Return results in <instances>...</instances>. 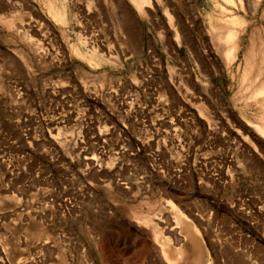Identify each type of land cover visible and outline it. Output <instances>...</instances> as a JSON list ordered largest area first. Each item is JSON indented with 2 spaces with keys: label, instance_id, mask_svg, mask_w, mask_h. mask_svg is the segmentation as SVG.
<instances>
[{
  "label": "rangeland",
  "instance_id": "1",
  "mask_svg": "<svg viewBox=\"0 0 264 264\" xmlns=\"http://www.w3.org/2000/svg\"><path fill=\"white\" fill-rule=\"evenodd\" d=\"M263 40L264 0H0V264H264Z\"/></svg>",
  "mask_w": 264,
  "mask_h": 264
},
{
  "label": "bare ground",
  "instance_id": "2",
  "mask_svg": "<svg viewBox=\"0 0 264 264\" xmlns=\"http://www.w3.org/2000/svg\"><path fill=\"white\" fill-rule=\"evenodd\" d=\"M138 0H134V2H137ZM228 1V0H227ZM230 2V1H229ZM228 3V2H227ZM232 4V3H231ZM228 10V9H227ZM224 11H226V10H224ZM224 22V21H223ZM239 22V21H238ZM235 23V22H234ZM230 24V23H229ZM237 26V25H236ZM225 33V32H224ZM220 34V33H219ZM233 34V33H232ZM221 35V34H220ZM226 36V35H225ZM235 35L233 34V37H234ZM230 37V36H229ZM232 37V36H231ZM220 38V37H219ZM218 38V39H219ZM225 38V37H224ZM221 39V38H220ZM227 39H229V38H227ZM226 38H225V40H227ZM232 39V38H231ZM224 39H223V41H225ZM230 40V39H229ZM229 40H228V43H229ZM233 40H234V38H233ZM264 41V40H263ZM231 42V41H230ZM233 42V41H232ZM258 42V41H257ZM225 43H227V42H225ZM228 43L226 44V45H228ZM231 44V43H230ZM253 44H255V43H253ZM261 44H263V42L261 43ZM258 45V44H257ZM256 45V46H257ZM255 46V45H254ZM255 46V47H256ZM263 46V45H262ZM231 47V46H230ZM232 48V47H231ZM257 48V47H256ZM261 48V47H260ZM264 48V47H263ZM230 49V48H229ZM255 49V48H254ZM235 50V49H234ZM255 51V50H254ZM231 55V54H230ZM254 70V69H253ZM264 70V69H263ZM248 72V71H247ZM264 75V74H263ZM246 77V76H245ZM256 78V77H255ZM245 80V79H244ZM254 81V80H253ZM260 86V85H259ZM261 93V92H260ZM87 154V153H86ZM86 156V155H85ZM86 159V158H85ZM192 226V225H191ZM190 226V227H191ZM182 229H184V228H182ZM170 231V230H169ZM193 231V230H192ZM179 241V240H178ZM178 243H180V242H178ZM187 252V250H185L183 253H181L182 254V256L183 255H185V254H187L186 253ZM178 254V253H177ZM180 255V254H179ZM182 256H180V258H178V259H181V257ZM169 257H170V255H169ZM177 257H179V256H177ZM171 258V257H170ZM172 258L174 259V255H172ZM176 258V257H175ZM189 258V257H188ZM172 261H174V260H172ZM179 261V260H178ZM168 262V261H167ZM175 262V261H174ZM200 261H198V263H199ZM169 263V262H168ZM177 263V262H176ZM173 264V263H172Z\"/></svg>",
  "mask_w": 264,
  "mask_h": 264
}]
</instances>
